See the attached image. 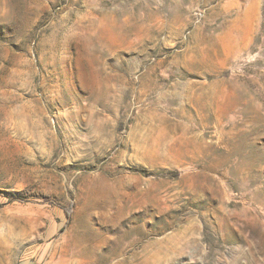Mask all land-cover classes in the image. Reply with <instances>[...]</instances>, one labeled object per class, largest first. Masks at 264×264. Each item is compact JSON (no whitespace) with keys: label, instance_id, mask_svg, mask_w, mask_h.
Segmentation results:
<instances>
[{"label":"rangeland","instance_id":"1","mask_svg":"<svg viewBox=\"0 0 264 264\" xmlns=\"http://www.w3.org/2000/svg\"><path fill=\"white\" fill-rule=\"evenodd\" d=\"M0 264H264V0H0Z\"/></svg>","mask_w":264,"mask_h":264},{"label":"trees","instance_id":"2","mask_svg":"<svg viewBox=\"0 0 264 264\" xmlns=\"http://www.w3.org/2000/svg\"><path fill=\"white\" fill-rule=\"evenodd\" d=\"M68 214H69V212H68Z\"/></svg>","mask_w":264,"mask_h":264}]
</instances>
